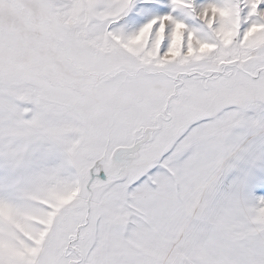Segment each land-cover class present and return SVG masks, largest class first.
Instances as JSON below:
<instances>
[{"label":"snow or ice","instance_id":"snow-or-ice-1","mask_svg":"<svg viewBox=\"0 0 264 264\" xmlns=\"http://www.w3.org/2000/svg\"><path fill=\"white\" fill-rule=\"evenodd\" d=\"M0 264H264V0H0Z\"/></svg>","mask_w":264,"mask_h":264}]
</instances>
